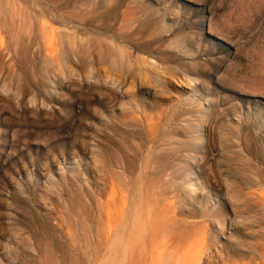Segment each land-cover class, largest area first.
Masks as SVG:
<instances>
[{"label":"rangeland","instance_id":"374dc122","mask_svg":"<svg viewBox=\"0 0 264 264\" xmlns=\"http://www.w3.org/2000/svg\"><path fill=\"white\" fill-rule=\"evenodd\" d=\"M53 1L56 6L48 9L61 13L60 23L51 25L59 32L67 33L80 22L91 23L90 28L107 22L103 27L111 32L133 34L131 66L124 79L120 75L118 89L123 100L136 94L139 109L131 120L122 107L110 103L105 89L117 88L110 78L101 79L105 89L92 93L96 101L77 109L70 103L74 92L61 84L65 78L45 60L37 33L36 41L25 43L27 35L21 32L26 40L19 41L15 52L8 41L10 27L0 34L9 53L2 47L0 151L8 147V156L0 164V264H264V0H117L114 16L106 21L94 16L96 23L90 15L80 17L74 1L81 0ZM65 22L71 26L63 30ZM98 70L101 75L111 72L108 65ZM73 112L75 123L61 127ZM27 120L52 124L25 126ZM149 135L164 137V143L178 142L179 147L194 145L191 139L199 137L208 144L206 157L211 160L203 162V171L197 170L201 144L196 155L190 154L194 160L167 161L166 173L113 170L114 155L128 166H143ZM86 146L93 154H87ZM170 147L161 153L167 156ZM134 152L136 158L131 157ZM78 154L75 165L62 160ZM56 158L61 168L77 172L60 171ZM218 170L240 189L239 212L215 192L198 187L204 175ZM171 174L177 176L171 179ZM168 180L177 185L176 200L161 197L173 190ZM143 197H152L151 202L162 198L161 206L153 213L145 242L140 240L129 260L109 232L130 217L134 203L144 204ZM174 201L197 217L182 215L179 224H172ZM220 206L226 220L234 218L231 213L239 219L234 228L227 230L226 223L222 234H215L214 220L201 218V210L210 215ZM166 236L170 239L164 244ZM208 252L213 253L210 258Z\"/></svg>","mask_w":264,"mask_h":264},{"label":"bare ground","instance_id":"6f19581e","mask_svg":"<svg viewBox=\"0 0 264 264\" xmlns=\"http://www.w3.org/2000/svg\"><path fill=\"white\" fill-rule=\"evenodd\" d=\"M28 1H29V3L27 1H22V0H0V34L5 33L4 30L10 27V29L7 31L8 38H9L8 41L10 42L9 43L10 49L15 52L16 49L18 48L19 41L20 40L22 41V39L24 41L27 39V41H25V43H28V41H30V40L36 41L35 33H37L38 38L40 37L39 43L42 45L43 55L45 57V60L47 59V60H49V61H47V63L50 62L49 64L55 65V67H56L55 71L59 75H61L62 77L65 78L61 84L64 87L68 88L70 91L72 90L74 92L73 96H72V102H70V103H73V105L77 106L76 107L77 109H80V107H82L84 105H85V108L90 106L92 102L96 101V97H94V95L96 94L95 91L100 92L101 90H103L102 88H104L103 86L101 88V85H100L101 79L103 78L104 80H107L110 78L113 80V82H112L113 85L117 84V88L116 89H114L113 87H110L109 89L104 88L105 92H107V95H106L107 99L110 100V103L113 106H118L120 108L122 107L121 112L125 113V115H124L125 117L128 116V117H131V120H134L133 119V113L135 112L136 109H139V103L137 100V95L133 94V93H129L126 96L123 93V95H125V99H126V100H123L122 93L118 89L121 85L120 81H122V78H120V75H122L123 79H124L127 72H128L127 69L131 66V62H132L131 61V59H132L131 50H132V48H135V46L129 44V41L132 38L133 34L127 35L124 33L116 34L114 31L111 32V30H107L105 27H103V25H107V22L104 24L102 22L101 26H98V27L96 26L93 28L88 27V25L91 23H87L88 24L87 25L83 22L82 23L80 22L79 25L75 24L76 26H71L70 23L65 22L64 23L65 26H63V30H64V27H66L67 25H70L72 30L69 29V30H67L68 31L67 33H62L63 31L59 32L56 28H54L51 25V22H53L55 20L59 21L57 19V17H58V14L61 13V12H59V10H57V8L48 9L51 6L56 4L53 0H28ZM74 2H75L74 3L75 6H77L81 9V11H79V12L80 13L82 12V14L80 16L79 15L80 13L79 14H78V12H76V13L74 12V13L78 14L80 17H83V15L92 16L91 17L93 19L92 23L98 22V20H96V18L94 16L99 17V19L103 20V21L110 19L112 16H114V14L116 13L117 8L119 6V1H117V0H113V2L111 4H108V2L104 1V0H83V1L81 0V1H77V2L74 1ZM59 3H60V1H59ZM61 4L63 5V3H61ZM64 6H65V3H64ZM109 6H111V7H109ZM63 13H65V12H62V14ZM68 14H70V13H68ZM63 15H62V17H63ZM71 15H73V14H71ZM64 16H66V15H64ZM72 17L77 18V16H72ZM78 19L79 18H77V20ZM78 22H79V20H78ZM59 23H60V21H59ZM74 23H76V22H74ZM55 24H57V23H55ZM97 24H100V23H97ZM36 30H37V32H36ZM21 32H23V36L27 35L26 39H25V37L24 38H22V36L20 37ZM7 34H5V35L7 36ZM0 37H1V40L3 41L2 43L4 44L3 37L2 36H0ZM2 43H0V58H1L3 51H4L3 48H5V47L7 48V44L4 47V46H1ZM23 44H24V42H23ZM35 45L37 46V44H35ZM19 47H20V45H19ZM21 47L23 48L22 45H21ZM6 48H5V51L7 52L8 50H6ZM24 48L26 50L27 47L24 46ZM19 51H17V52H19ZM27 52H28V50H27ZM21 53H22L21 54V56H22L23 52L21 51ZM15 54L16 53H14L13 55H15ZM38 54H39V52H38ZM5 57H8V56L6 55ZM12 57L14 58V56H12ZM18 57L20 58V55ZM2 58H4V57H2ZM9 64H10V62H9ZM103 65H108L109 70L111 72H103L101 75L98 72V71H100V70H98V67H101ZM126 70H127V72H126ZM110 73H113V74L115 73V74L113 76H110L111 75ZM93 92L95 93L94 95L92 94ZM1 95H4V94H1ZM9 101H11V100H9ZM38 111H36V113H35L36 117H39ZM77 113H80V112H77ZM31 116L33 117V115H31ZM76 116L77 115L73 112L72 115L68 118V121L66 123H63L61 125V127H67V125H71L72 123H75ZM78 122H79V120H78ZM206 123H208V122H206ZM14 124H15V122H14ZM24 124H25V126L27 125V126H35L38 128H43V127L51 126L52 123L51 122L50 123L44 122V121L27 120L24 122ZM208 128H209V126H208ZM57 130H58V128H57ZM204 131H205V129H204ZM195 133L199 134L198 130ZM212 134H211V136H212ZM208 136L209 135L207 132V135L204 136V139L205 138L208 139ZM148 137H149L148 143H146V146H145L147 154L145 153L146 159L144 158L145 161H144L143 166H141L139 164L140 167H138V165H137V167H131V166L124 164L122 158H118L117 156L115 157V155L113 156L114 158L113 157L111 158V155H110V158H111L110 163H111V166L113 167V170L119 171L121 173H131V172L137 173L138 172L141 175H144V174L145 175H155V174H159L162 172L166 173L168 171L167 170L168 167L166 166V165H168L167 161H169V160L170 161L171 160H180L181 158H184L185 160L189 161V160L193 159L190 157V154L196 155V152H197L196 148L201 147V144H202L204 147L203 148L204 150H203L201 158L198 160V162H197L198 164L196 166H198V168H199L197 170L203 171L204 168H202V167L205 164V162L208 160V157H209V156L206 157L207 156L206 146H208V144L206 143V146H205L204 145L205 142L203 143L204 140L198 141L199 137L198 138L193 137V139H191V140L194 142V145H180V147H179V143L178 142H176V143L172 142V140L170 141V143H168L167 141H166V143H164V137L160 138V140H159V137L157 135H152V136L149 135ZM173 137H175V136H172L171 139H173ZM156 142H160L161 144L158 145V147H157V145H155ZM171 145H173L174 147L169 148L170 153L167 156L163 155L161 152H164V147L171 146ZM6 148H8V147H5L0 151L1 152L0 153V164H2L5 156H8ZM85 149H86L87 154H93L92 153L93 150L90 147L86 146ZM133 149H134V146H133ZM133 149L130 148V151L132 152ZM166 150H168V148ZM180 151H181L182 156L178 155L180 153ZM135 152H136V150H135ZM135 152H134V154H132V156H131L132 158L137 157ZM6 153H7V155H6ZM79 155L80 154H78V156H76V157L72 156L71 158H69V161H68V159L64 158V156H62V160L64 162L69 163L70 165L71 164L75 165L77 163L76 160L77 159L79 160V158H81V156H79ZM215 156H211V157H213V161H214ZM195 160H197V158ZM210 160H211V158L209 157V161ZM60 161L61 160L59 158H56L55 162L57 163V168L59 167L58 169L60 171L66 172V170H67L68 172H77V170L75 168H72V167L68 168V169L61 168L62 166H61ZM203 162H204V164H203ZM254 163H257V162H254ZM208 165H209V163H208ZM212 166L213 165H211V167ZM204 167H205V165H204ZM101 168L106 169L107 167L102 166ZM257 168H258V166H257ZM44 171L49 173V170H47V169H45ZM197 172H199V171H197ZM220 172H221V170L220 171L218 170V172L210 171V177H208L209 173L207 172L208 175L207 174L204 175L203 180L197 185H198V187L201 186L200 188L202 191H207V193H209V194L212 192L213 193L215 192L217 194V197H219L223 203L230 202L233 205L234 211L239 212L242 206L241 205L239 206L236 203L240 202L238 200V197L241 196V191L236 186L232 187L233 185L228 183L226 180L227 176L225 178L223 176V174H221ZM47 173H45V174H47ZM185 173H186V170H185ZM42 175H43V173H42ZM170 176H171V179H173V177H175L177 175L171 174ZM253 178L256 179L255 177H253ZM211 180H213V183L210 182ZM171 182H172V180H170L169 182H166V184L170 185ZM244 185H248V184H244ZM169 187H172L173 190L172 191L170 190L169 192L167 191V193H164V195H161V197L171 195L172 198L176 200L177 196H178L177 185L175 183H172L171 186H169ZM146 192H148V191H146ZM145 195H146V193H145ZM159 195H160V192H159ZM159 195L157 194L155 197L158 199ZM141 197H142V195H141ZM151 198L149 197L148 199L151 200ZM139 199H140V197H139ZM142 199L144 200V197ZM148 199H146V201L144 200L145 201V202H143L144 204H142L141 201L134 203L132 209L130 210V213H128V214H130V217L122 218L123 220L122 221L120 220L121 224L119 223L120 225L117 226L116 228H114L115 230H111L109 232V237H111V235L115 236L116 240L113 242H115L117 245L119 244V246L123 250V255L128 256L129 260L132 259L133 253L135 252L136 247H139L138 245H139L140 240L143 241V243L145 242V240L147 238L146 236H148V234L150 232L147 230H150L149 227H151L150 222H151L153 213H155L156 207L161 206V205L159 206V204H160L162 198L160 199V202H159V200H153V199L152 200L154 202L153 201L151 202ZM204 199H205L204 196H202L201 200L204 201ZM162 201H164V200H162ZM174 202H172L173 209H174L173 210L174 212H172V215H173L172 224H174V225L179 224L180 223L179 217L182 215H184L182 217H185V218L197 217V214H195L191 210L187 211L185 209H180L179 207H176L175 205L177 203L176 202L174 203ZM125 210H126V208H125ZM175 210L178 212V214H175ZM201 211H202V215L200 216L201 218L207 219L209 217V218H212V220H214L215 228L217 229L215 234H218V231L220 234H222L224 227L226 226V223H227V230L234 228L236 226L235 223H237L235 221V219L236 218L239 219V216H237L236 213H231L234 216V218H229L228 220H226L224 218L225 213L223 212L224 209H222V206L212 210L210 212V215L206 214V212H208L207 209H204ZM123 216H125V215H123ZM206 222H209V220ZM210 222H212V221H210ZM202 233L207 238L209 237L208 231L205 229V227L202 228ZM107 235H105V239H107L106 238ZM164 239L166 240L164 242V244H167L170 238H169V236H166ZM115 243H114V245H115ZM206 247H205V249H208ZM5 250H7V249H5ZM118 253H120V252L118 251ZM107 254H108V252H107ZM212 255H213L212 252H208L209 258ZM197 258H198V260H200L199 257H197ZM123 259H124V257H123Z\"/></svg>","mask_w":264,"mask_h":264}]
</instances>
